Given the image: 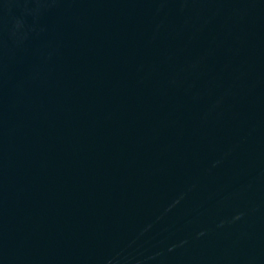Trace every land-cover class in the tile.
<instances>
[{
	"label": "water",
	"instance_id": "water-1",
	"mask_svg": "<svg viewBox=\"0 0 264 264\" xmlns=\"http://www.w3.org/2000/svg\"><path fill=\"white\" fill-rule=\"evenodd\" d=\"M0 264H264V0H0Z\"/></svg>",
	"mask_w": 264,
	"mask_h": 264
}]
</instances>
